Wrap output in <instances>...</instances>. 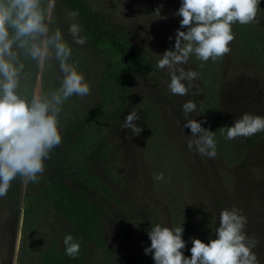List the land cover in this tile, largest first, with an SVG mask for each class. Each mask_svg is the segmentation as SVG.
I'll list each match as a JSON object with an SVG mask.
<instances>
[{"label":"rangeland","instance_id":"374dc122","mask_svg":"<svg viewBox=\"0 0 264 264\" xmlns=\"http://www.w3.org/2000/svg\"><path fill=\"white\" fill-rule=\"evenodd\" d=\"M181 2L87 0L108 26L147 57L151 66L147 71L130 76L127 103L114 122L103 118L107 122L101 121L76 138L73 134L64 138L79 145L80 153L89 161L93 173L117 197L107 215L112 257L116 264H141V261L155 264L152 254L145 255L144 250L151 246L147 232L156 224L170 229L182 226V239L186 242L182 251L190 258L191 240L199 239L207 244L209 239H215L221 211L232 208L247 218L245 232L258 241L253 251L259 264H264V132L228 141L224 138L226 131L222 134L219 130L233 126L234 121L245 113L264 117V69L249 56L242 58L234 52V38L229 44L231 51L216 62L209 59L202 64L194 54L190 55L188 63L179 67L196 71L198 79L187 95L172 94L168 89L167 69L160 70L156 65L167 50H175L177 29L187 31L180 28L182 18L175 15ZM161 5L160 17L166 19L154 15ZM259 8L257 18L260 23L253 25L264 33V0ZM70 12L73 11L68 6L56 0L49 27L50 31L58 29L62 32L64 41L72 49L68 62L83 74L90 86L89 95H74L68 100L74 108L89 111L103 98L106 62L86 43L80 46L73 42L69 26L76 23L81 27V24L77 16H69ZM80 53L86 56L79 58ZM21 59L28 69L24 72L35 75L32 89L37 93L55 90L52 87L61 82L62 73L55 59L48 61L44 70L29 58ZM197 90L200 95L195 94ZM187 101H194L197 110L186 117L182 105ZM151 102L159 105L158 112L153 107L150 112V121L158 127L153 138L158 147L152 146L142 125L145 119L142 109L145 103ZM207 104L220 109L219 117L204 118V113L210 114L204 111ZM132 110L140 116V120L134 121L143 129L139 135L123 128V122ZM187 119H195L208 131L215 123L220 124L218 136L226 140V149L219 148L221 141L215 139V158L190 151L187 143L192 133L183 127ZM65 130L66 126L61 131ZM99 131L107 133L109 143L101 158L91 154L92 143L97 140ZM229 157L234 163H230ZM158 173L164 174V181L154 179V174ZM45 180L46 169L38 182L27 185L22 182L20 211L8 198L10 189L0 198V264H39L38 251L66 234L65 223L46 206H38L37 213L25 220L22 203L38 194ZM14 183L15 180L11 185ZM138 256L144 260L137 259ZM86 264H94L93 259L88 258Z\"/></svg>","mask_w":264,"mask_h":264},{"label":"clouds","instance_id":"9594fccd","mask_svg":"<svg viewBox=\"0 0 264 264\" xmlns=\"http://www.w3.org/2000/svg\"><path fill=\"white\" fill-rule=\"evenodd\" d=\"M261 0H182L175 13L181 17L177 29L175 50H167L157 61V68L167 69L169 91L174 95H187L194 87L198 73L185 70L190 55L207 62H216L228 54L230 42L234 40L232 25L259 24L257 18ZM56 0H0V198L7 195L11 183L19 176L27 185L36 183L45 171L44 161L50 158L54 148L62 143L59 131V114L62 105L70 97H84L90 94V86L83 74L68 61L71 47L64 41L60 30L50 31ZM163 5L154 15L160 19ZM77 12H70L75 18ZM82 28L73 23L69 33L75 44L83 46L86 37ZM171 39V37L169 38ZM21 57L35 61L44 70L48 61L55 59L59 64L62 79L60 87L47 93L29 95L27 86L21 91V77L25 64ZM186 82V83H185ZM196 95H200L199 90ZM197 110L194 101L182 105L185 116ZM140 120L138 112L132 110L123 122V128L139 135L143 129L134 121ZM192 135L187 147L208 158L216 156L215 132L205 130L195 119H187L183 126ZM225 139L250 138L264 132V117L243 114L233 126L219 129ZM194 138V139H192ZM154 179L164 181L163 173L154 174ZM247 218L238 209H224L220 213L215 239L207 244L192 239L191 257H185L182 226L170 229L160 224L151 226L147 232L151 246L145 248V255L152 254L155 264H259L253 249L258 241L245 232ZM65 254L76 258L80 244L74 242L71 234L65 235Z\"/></svg>","mask_w":264,"mask_h":264},{"label":"trees","instance_id":"16d2710c","mask_svg":"<svg viewBox=\"0 0 264 264\" xmlns=\"http://www.w3.org/2000/svg\"><path fill=\"white\" fill-rule=\"evenodd\" d=\"M73 12H77L80 21L82 36L86 37L89 49L106 62L103 72L102 100L92 110L84 111L74 108L70 100L62 105L59 114V131L62 143L54 148L50 158L46 159V180L39 189V193L25 199L22 203L24 217L28 221L38 206H46L54 211L66 225V234L73 236L74 242L80 244V250L76 258H70L65 254L63 244L64 237L52 240L38 251L39 264H86L88 258H92L94 264H116L111 251L112 243L109 238L110 224L109 208L117 197L103 181L92 171L87 158L80 153L79 145L68 142L64 137L74 138L86 133L93 126L103 121L110 122L121 114L127 103L129 95L130 76L135 72L147 71L151 63L147 57L136 47L128 43L116 30L108 26L99 13L87 3V0H60ZM232 33L235 37L234 52L241 54L242 58L249 56L255 63L264 69V33L255 28L253 24L241 25L238 22L232 25ZM238 46V48H237ZM80 57L86 56L80 53ZM210 61V60H208ZM207 61V62H208ZM207 62L202 61V64ZM207 65V64H206ZM27 69V67H25ZM28 70V69H27ZM28 79L22 75L21 91L27 86L29 95L33 91L35 75L24 72ZM60 87L55 84L52 89ZM49 90V88L47 87ZM46 89V90H47ZM47 90V91H48ZM51 91V89L49 90ZM146 102V101H145ZM145 103L142 113L144 130L148 133L152 146L158 147V142L153 141L158 129L155 122L150 121V112H158V103ZM148 106V108H147ZM206 105L204 118L219 117L220 109ZM153 107V109H151ZM212 107L213 110H212ZM66 126L65 131H61ZM220 124L215 123L211 132H215L214 139L221 141L219 148L226 149V140L219 137ZM62 132V133H61ZM91 146V154L95 157H103V150L108 146L107 133L99 131ZM70 133V135H67ZM230 158V157H229ZM234 163L233 159H229ZM9 191V200L13 202L17 211L21 205L22 179L18 176ZM100 197L106 200L103 203ZM111 202V203H109ZM144 260L143 257L137 259ZM141 264L143 262L141 261Z\"/></svg>","mask_w":264,"mask_h":264}]
</instances>
